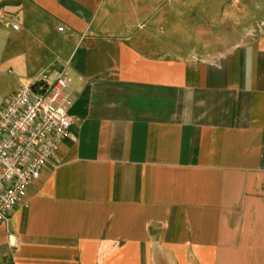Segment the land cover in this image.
Returning a JSON list of instances; mask_svg holds the SVG:
<instances>
[{
  "label": "crops",
  "instance_id": "1",
  "mask_svg": "<svg viewBox=\"0 0 264 264\" xmlns=\"http://www.w3.org/2000/svg\"><path fill=\"white\" fill-rule=\"evenodd\" d=\"M146 2L0 0V103L43 74L74 99L0 264H264V20L183 52Z\"/></svg>",
  "mask_w": 264,
  "mask_h": 264
},
{
  "label": "built area",
  "instance_id": "2",
  "mask_svg": "<svg viewBox=\"0 0 264 264\" xmlns=\"http://www.w3.org/2000/svg\"><path fill=\"white\" fill-rule=\"evenodd\" d=\"M38 80L47 86L42 94L21 85L0 103V223L11 217L70 134L69 77L43 74Z\"/></svg>",
  "mask_w": 264,
  "mask_h": 264
},
{
  "label": "rangeland",
  "instance_id": "3",
  "mask_svg": "<svg viewBox=\"0 0 264 264\" xmlns=\"http://www.w3.org/2000/svg\"><path fill=\"white\" fill-rule=\"evenodd\" d=\"M143 8L161 15L165 33H178L172 41L183 52L225 51L254 37L264 20V0H147Z\"/></svg>",
  "mask_w": 264,
  "mask_h": 264
},
{
  "label": "water",
  "instance_id": "4",
  "mask_svg": "<svg viewBox=\"0 0 264 264\" xmlns=\"http://www.w3.org/2000/svg\"><path fill=\"white\" fill-rule=\"evenodd\" d=\"M42 86H43V82L40 80H37L31 85V89L37 94H42L47 88L46 85H44L43 87Z\"/></svg>",
  "mask_w": 264,
  "mask_h": 264
}]
</instances>
